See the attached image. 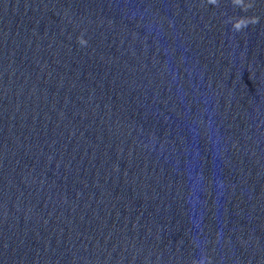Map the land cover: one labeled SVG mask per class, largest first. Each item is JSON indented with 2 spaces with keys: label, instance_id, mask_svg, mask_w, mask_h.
<instances>
[{
  "label": "water",
  "instance_id": "95a60500",
  "mask_svg": "<svg viewBox=\"0 0 264 264\" xmlns=\"http://www.w3.org/2000/svg\"><path fill=\"white\" fill-rule=\"evenodd\" d=\"M0 264H264V0H0Z\"/></svg>",
  "mask_w": 264,
  "mask_h": 264
}]
</instances>
